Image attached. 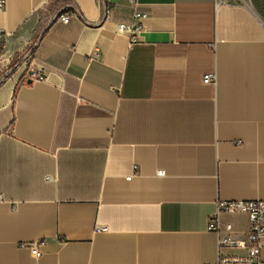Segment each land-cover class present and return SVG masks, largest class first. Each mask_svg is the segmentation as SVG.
I'll use <instances>...</instances> for the list:
<instances>
[{"label": "crops", "instance_id": "crops-1", "mask_svg": "<svg viewBox=\"0 0 264 264\" xmlns=\"http://www.w3.org/2000/svg\"><path fill=\"white\" fill-rule=\"evenodd\" d=\"M132 1L0 7L2 57L47 75L0 87V264L246 253L220 250L208 223L220 201H264V0ZM135 8L147 17L132 43L117 24ZM222 220L245 237L246 214Z\"/></svg>", "mask_w": 264, "mask_h": 264}, {"label": "built area", "instance_id": "built-area-1", "mask_svg": "<svg viewBox=\"0 0 264 264\" xmlns=\"http://www.w3.org/2000/svg\"><path fill=\"white\" fill-rule=\"evenodd\" d=\"M230 0H216L217 5L229 3ZM248 7L252 6V0H239ZM134 6L137 5V0L132 1ZM5 4V0H0V7ZM112 7L109 3L104 2L103 19L108 20L111 18ZM147 17L145 12L140 11L138 8L134 9L133 22L131 24L118 23V33H128L131 36L132 43L138 39V32L143 29V19ZM58 19L63 22L70 20V14L67 12L60 13ZM20 62H15L10 70L12 74L18 73V82L26 83L29 81H45L47 75L45 72L35 66L31 65L30 68H22L18 66ZM18 71V72H17ZM215 80V75L207 73L203 76L205 83ZM162 173V171L160 172ZM246 214L249 218V228L244 238H236L233 235L234 225L232 222H224L222 216L224 214ZM208 229L218 235L219 249L226 247L231 248H244L245 254H225L220 252L216 264H264V259L261 256L262 240L264 238V201L263 200H235V201H220L217 204V209L209 218ZM96 230H107V227H96ZM43 240L30 244L31 250L36 256H41L43 251L41 245Z\"/></svg>", "mask_w": 264, "mask_h": 264}, {"label": "rangeland", "instance_id": "rangeland-1", "mask_svg": "<svg viewBox=\"0 0 264 264\" xmlns=\"http://www.w3.org/2000/svg\"><path fill=\"white\" fill-rule=\"evenodd\" d=\"M17 56H14V59H8L6 60L5 58L2 57L0 53V87L7 82H14L17 80L18 73L12 74V71L10 70V67L15 63ZM15 60V61H14ZM23 59L20 61L22 63ZM25 65L22 64V67L19 69V71L24 67ZM18 72V71H17Z\"/></svg>", "mask_w": 264, "mask_h": 264}]
</instances>
